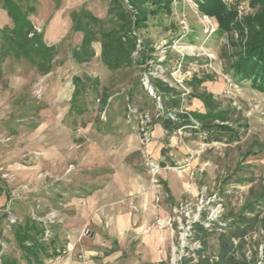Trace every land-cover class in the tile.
<instances>
[{"label": "rangeland", "instance_id": "1", "mask_svg": "<svg viewBox=\"0 0 264 264\" xmlns=\"http://www.w3.org/2000/svg\"><path fill=\"white\" fill-rule=\"evenodd\" d=\"M220 1L235 11L241 33L219 31L213 17L198 11L196 0H171L170 11L148 15L146 26L136 33L132 59L145 54L144 62L113 70L101 61L99 41L91 43L90 60L78 62L72 57L82 37L80 31L71 29L72 12L84 8L103 20L106 28L108 0H34L29 18L44 42L56 48V55L46 73L25 59L7 58L2 65L0 183L6 185L9 198L3 209L7 216L0 220V255L27 264L16 247L11 225L26 217L43 219L52 211L61 223L50 225V235L42 240L49 252H63L67 245L63 226L71 224L66 219L76 213L60 200L79 182L88 188L104 182V169L110 164L123 167L127 161L143 179L148 172L157 189L162 184L161 164L171 174L189 164L187 179L196 191L171 204L189 202L194 212L202 197L200 218L214 211L222 221L231 219L264 193V92L231 76L239 42L247 34L244 20L255 14L257 6L250 0ZM19 2L26 7L24 0ZM4 14L0 5V28L11 26ZM75 78H79L80 93L73 102ZM171 98H180L178 110L165 104ZM207 102L211 109L225 112L226 123L238 129L239 137L207 141L203 134L187 129L164 132L163 138L170 137L172 143L163 150L175 159L163 158L165 163L147 169L142 153L147 152L161 117L203 113ZM144 123L151 136L147 144L140 142L139 126ZM136 141L139 149L134 150ZM124 145L130 153L124 152ZM53 146L59 156L49 164L48 149ZM117 152L121 160L115 158ZM3 210L0 207V214ZM256 211L264 218V206ZM92 232L93 227L84 223L81 236L89 239ZM217 232L212 229L206 237L207 255L217 251ZM263 236L262 229L253 233L258 246L250 243L245 248L248 257L255 256V264L262 260ZM41 256L44 264L49 262Z\"/></svg>", "mask_w": 264, "mask_h": 264}, {"label": "trees", "instance_id": "2", "mask_svg": "<svg viewBox=\"0 0 264 264\" xmlns=\"http://www.w3.org/2000/svg\"><path fill=\"white\" fill-rule=\"evenodd\" d=\"M20 0H0L1 7L6 11L11 26L0 28V79L2 65L7 58L25 59L33 64L41 73H46L52 66L56 55V48L47 45L42 39L29 18L35 10L34 0H24L25 8L19 4ZM149 1L150 6L145 3ZM171 0H108L107 16L108 27L104 21L82 8L72 12L73 31H80L82 37L76 48L72 49V57L78 62L90 60L94 51L91 48L93 41H99L102 63L109 69H119L134 63H143L146 56L133 60L132 53L138 44L136 33L145 27L146 19L150 14L160 11H170ZM197 9L201 14L213 17L217 29L222 32L237 30L242 32L241 25L236 21V13L226 9L220 0H196ZM252 6H257L255 14L245 18L244 25L247 34L244 41L239 42V49L232 62V78L237 82L248 81L250 86L264 92V0H250ZM80 93L79 78L74 80V90L71 100L74 102ZM167 107L179 109L180 98L165 100ZM207 111L191 114L177 113L163 116L160 119L162 127L171 134L179 129H187L191 133L203 134L207 141H231L239 137L238 129L227 124L228 117L222 110L209 107ZM187 115L195 120L193 122ZM5 194L6 202L9 192L5 184L0 183V195ZM5 205L1 209H5ZM264 206V193H261L254 202L244 205L243 210L231 219L224 220L217 232V252L207 255V241L210 230L201 224L193 226V238L200 242V247L194 250L195 257H186L182 264H255V256L248 257L246 246L259 242L252 240L253 233L262 229L264 232V218L259 217L256 208ZM7 216V212L0 214V220ZM16 247L27 264H44L42 256L51 258L58 252L48 247L42 240L44 226L34 218L26 217L23 222L11 225ZM264 241V236H263ZM262 260L264 264V245L262 246ZM255 255V253H254ZM0 264H19L18 259L7 254L0 255Z\"/></svg>", "mask_w": 264, "mask_h": 264}, {"label": "crops", "instance_id": "3", "mask_svg": "<svg viewBox=\"0 0 264 264\" xmlns=\"http://www.w3.org/2000/svg\"><path fill=\"white\" fill-rule=\"evenodd\" d=\"M157 128L155 126L154 138L147 152L142 153L147 169L151 168L150 163H165L163 158L175 159V156L170 158L171 152L163 150L172 140L170 137L163 138L166 131L161 124ZM134 143L133 149H139L138 142ZM124 147L127 148L126 145ZM129 149L124 152L130 153ZM120 154L117 152L115 158L121 160ZM58 156L55 146L48 149L49 164L55 162ZM125 163L123 167L118 166L119 163L107 166L109 169H104L105 181L91 188L87 183L79 182L76 188L67 189L69 193L60 200V204L74 208L76 214L66 219V224H71L63 226L65 249L63 252L55 250L58 253L46 264H155L168 259V232L155 228L153 222L169 213L172 202L195 193V187L190 186L187 179L189 164L178 174L169 173L161 164L159 177L162 184L157 189L155 186L158 184L154 186L151 183L148 172L147 178L143 179L140 172L131 170L130 163ZM55 172L53 169L52 173ZM158 193L160 200L156 203L154 198ZM5 203L3 193L0 195V207ZM133 206L137 209L134 210ZM84 223L93 227L89 239L80 233Z\"/></svg>", "mask_w": 264, "mask_h": 264}, {"label": "built area", "instance_id": "4", "mask_svg": "<svg viewBox=\"0 0 264 264\" xmlns=\"http://www.w3.org/2000/svg\"><path fill=\"white\" fill-rule=\"evenodd\" d=\"M147 126L145 123L139 126L141 133L140 142L143 144H147L151 140ZM150 165H152V170L157 167L156 164L150 163ZM154 200L156 203L159 202L160 198L158 194ZM202 201L201 197L198 201L199 204L195 206L194 212L189 202H180L171 207L169 213L164 218H157L153 222L155 228L166 229L169 236L168 259L164 262L157 261L155 264H182L184 258L195 257L194 250L200 247V242L193 238V226L195 223L201 224L207 230H221L219 226L224 223L214 211H211L208 216L200 218ZM133 209L136 210L137 208L133 206ZM40 222L44 226L42 238L46 239L50 235L49 226L61 223V219L56 212L52 211L46 214L43 219H40ZM190 239L191 242L189 241ZM257 264H261V262L258 261Z\"/></svg>", "mask_w": 264, "mask_h": 264}]
</instances>
